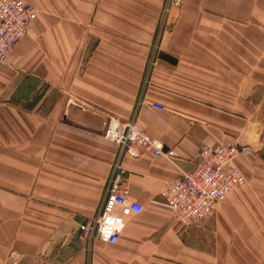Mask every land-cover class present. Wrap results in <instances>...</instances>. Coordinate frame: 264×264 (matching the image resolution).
I'll use <instances>...</instances> for the list:
<instances>
[{
  "label": "crops",
  "instance_id": "1",
  "mask_svg": "<svg viewBox=\"0 0 264 264\" xmlns=\"http://www.w3.org/2000/svg\"><path fill=\"white\" fill-rule=\"evenodd\" d=\"M25 1L41 14L0 64V264H264V0ZM134 117L179 160L124 154L144 211L89 243L120 156L109 120ZM227 141L254 151L246 183L185 228L162 193Z\"/></svg>",
  "mask_w": 264,
  "mask_h": 264
},
{
  "label": "built area",
  "instance_id": "2",
  "mask_svg": "<svg viewBox=\"0 0 264 264\" xmlns=\"http://www.w3.org/2000/svg\"><path fill=\"white\" fill-rule=\"evenodd\" d=\"M40 14L39 8L28 5L25 0H0L1 65L7 64L11 52ZM153 107L164 110L160 106ZM105 138L118 146L120 156L111 172L101 208L95 217L79 226V231L89 243L100 241L117 245L130 219L144 211L141 204L128 198V190L122 186L126 174L121 165L122 156L129 154L138 159L149 152L174 163L179 155L174 149H166L160 140L150 138L140 128L136 117L125 123L111 118ZM253 153L250 147L232 141L202 149L197 169L193 173H183L162 193L173 218L185 228L201 226L233 189L246 183L235 161Z\"/></svg>",
  "mask_w": 264,
  "mask_h": 264
},
{
  "label": "rangeland",
  "instance_id": "3",
  "mask_svg": "<svg viewBox=\"0 0 264 264\" xmlns=\"http://www.w3.org/2000/svg\"><path fill=\"white\" fill-rule=\"evenodd\" d=\"M171 4V0H167V5H166V8H168Z\"/></svg>",
  "mask_w": 264,
  "mask_h": 264
}]
</instances>
